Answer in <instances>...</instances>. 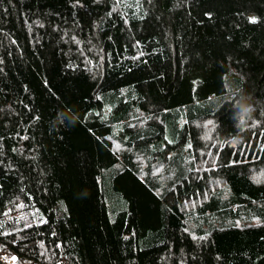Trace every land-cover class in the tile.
<instances>
[{"label": "trees", "instance_id": "trees-1", "mask_svg": "<svg viewBox=\"0 0 264 264\" xmlns=\"http://www.w3.org/2000/svg\"><path fill=\"white\" fill-rule=\"evenodd\" d=\"M12 256L264 264V0H0Z\"/></svg>", "mask_w": 264, "mask_h": 264}, {"label": "clouds", "instance_id": "clouds-1", "mask_svg": "<svg viewBox=\"0 0 264 264\" xmlns=\"http://www.w3.org/2000/svg\"><path fill=\"white\" fill-rule=\"evenodd\" d=\"M253 111L254 107L249 102V98L247 96L241 95L239 101L235 105V110L233 112L235 127L242 129L246 121L252 118ZM61 117H63L62 114Z\"/></svg>", "mask_w": 264, "mask_h": 264}, {"label": "snow or ice", "instance_id": "snow-or-ice-1", "mask_svg": "<svg viewBox=\"0 0 264 264\" xmlns=\"http://www.w3.org/2000/svg\"><path fill=\"white\" fill-rule=\"evenodd\" d=\"M206 15H210V13H206ZM249 20L252 21V22H255L257 20V17L256 16H251V17H249ZM11 259L13 261H15L17 259V257L12 256Z\"/></svg>", "mask_w": 264, "mask_h": 264}, {"label": "rangeland", "instance_id": "rangeland-1", "mask_svg": "<svg viewBox=\"0 0 264 264\" xmlns=\"http://www.w3.org/2000/svg\"><path fill=\"white\" fill-rule=\"evenodd\" d=\"M4 263H5V264H16V262L13 261L11 258H6V259H4Z\"/></svg>", "mask_w": 264, "mask_h": 264}]
</instances>
